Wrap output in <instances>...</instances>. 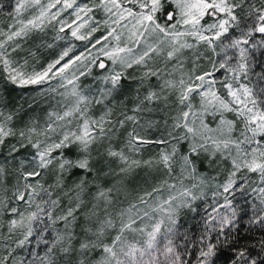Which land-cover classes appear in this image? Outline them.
<instances>
[{
	"label": "snow or ice",
	"instance_id": "1",
	"mask_svg": "<svg viewBox=\"0 0 264 264\" xmlns=\"http://www.w3.org/2000/svg\"><path fill=\"white\" fill-rule=\"evenodd\" d=\"M5 7L0 264H264V0Z\"/></svg>",
	"mask_w": 264,
	"mask_h": 264
},
{
	"label": "rangeland",
	"instance_id": "2",
	"mask_svg": "<svg viewBox=\"0 0 264 264\" xmlns=\"http://www.w3.org/2000/svg\"><path fill=\"white\" fill-rule=\"evenodd\" d=\"M13 2V0L11 1H5L4 3L6 5L4 11L7 12L8 10H10L9 7H7L9 4L11 5V3ZM48 0H42V3H47ZM9 3V4H8ZM76 3L79 5H83V4H89V6H91V0H76ZM62 5H58L57 7H61ZM56 9H53V11H55ZM92 15H94L96 20H102L103 17V13L99 10H94V12L92 13ZM61 19H66L69 22H71L73 19H75L74 15H73V9H66L65 11L62 12L61 14ZM58 27V26H57ZM104 28L103 26H101L100 30L97 31L96 33H94L93 35V42L96 38H100L102 35H104ZM46 35L44 34H34L31 38H29L26 42H22L23 43V47L25 50L30 49V48H35V46L37 44H39L40 40H46L48 42H52L53 37L55 35V32L53 31L52 26H49L48 29H46ZM68 34L67 30L65 33H62V35H66ZM69 39L71 40V38L69 37ZM72 43H74L76 45V52L73 54H76L80 51H85L86 47H90V45H88L86 42L84 41H75V40H71ZM66 46V42L65 41H58L55 44V47L53 49H41V56H42V60H48V59H52L54 58L59 51L61 50V48ZM99 47V45L97 46ZM24 53H21V55H23ZM106 63H110L108 61H105ZM93 73L96 75L100 74V70L98 68H93ZM87 82V81H86Z\"/></svg>",
	"mask_w": 264,
	"mask_h": 264
},
{
	"label": "trees",
	"instance_id": "3",
	"mask_svg": "<svg viewBox=\"0 0 264 264\" xmlns=\"http://www.w3.org/2000/svg\"><path fill=\"white\" fill-rule=\"evenodd\" d=\"M5 1H6V0H5ZM7 1L9 2V1H11V0H7ZM3 2H4V0H3ZM8 4H9V3H8ZM9 5H10V4H9Z\"/></svg>",
	"mask_w": 264,
	"mask_h": 264
}]
</instances>
